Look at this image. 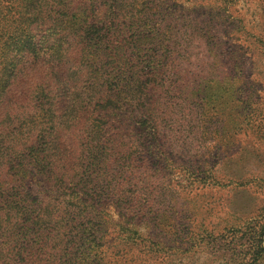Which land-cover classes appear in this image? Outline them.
<instances>
[{
  "label": "trees",
  "instance_id": "1",
  "mask_svg": "<svg viewBox=\"0 0 264 264\" xmlns=\"http://www.w3.org/2000/svg\"><path fill=\"white\" fill-rule=\"evenodd\" d=\"M239 1L0 0V264H121L139 225L157 235L168 211L155 171L192 149L176 125L204 100L174 91L205 75L192 67L193 41L215 49L212 71L229 68L246 102L236 115L253 118L242 61L219 57L222 37L238 38L222 14ZM208 12L221 21L200 17ZM241 28L264 50V28ZM237 47L228 54L244 59ZM249 228L230 264H264V219Z\"/></svg>",
  "mask_w": 264,
  "mask_h": 264
},
{
  "label": "rangeland",
  "instance_id": "2",
  "mask_svg": "<svg viewBox=\"0 0 264 264\" xmlns=\"http://www.w3.org/2000/svg\"><path fill=\"white\" fill-rule=\"evenodd\" d=\"M259 4L261 0H240L229 13L222 14L226 21L234 22L227 29L238 38L230 41L222 37L223 52L219 56L223 62L242 61L244 79L252 85L253 118L236 115L238 105L242 103L238 108L242 110L246 102L234 98L233 83L226 77L231 72L229 68L220 66L212 71L206 56L215 49L193 41L192 67L203 69L205 75H185L188 87L174 89L177 94L204 96L201 107L190 105L192 117L176 125L179 139L191 143L192 149L182 154L174 150L172 162L155 171L159 180L157 197L166 199L162 206L168 211L167 219L153 228L156 236H147L144 223L139 225L144 232L142 237L134 240L128 232L132 237L121 245V264H230L238 258V263L242 261L244 248L252 240L249 227L264 219V50L260 41H250L254 34L241 33L243 24H247L249 32L264 28ZM196 15L198 12L190 16ZM200 17L221 21V16L211 12ZM234 43L240 53L244 52V59L228 54ZM193 83L203 89H191ZM194 100L197 106L201 105ZM200 111L203 120L194 118ZM244 113L246 116L247 109ZM196 174L203 179L197 180ZM224 174L233 180L222 178ZM213 176L227 184H214ZM105 209L116 217L113 207ZM232 245L235 251H231ZM260 262L264 263V259Z\"/></svg>",
  "mask_w": 264,
  "mask_h": 264
}]
</instances>
